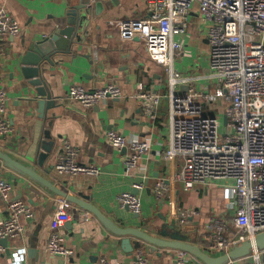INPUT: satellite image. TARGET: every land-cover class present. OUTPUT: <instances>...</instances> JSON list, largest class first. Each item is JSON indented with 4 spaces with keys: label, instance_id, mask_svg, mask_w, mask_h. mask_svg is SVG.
Wrapping results in <instances>:
<instances>
[{
    "label": "crops",
    "instance_id": "crops-1",
    "mask_svg": "<svg viewBox=\"0 0 264 264\" xmlns=\"http://www.w3.org/2000/svg\"><path fill=\"white\" fill-rule=\"evenodd\" d=\"M77 5L85 9L78 37L72 44L69 42L66 50L53 53L51 61L41 65L42 86L47 96L39 97L36 87L29 84V78L22 72L33 67L23 64L22 58L29 44L65 28L68 10ZM0 9L20 28L17 35L0 38V86L6 93V116L11 126L8 134L0 136V152L25 166H34L40 177L67 194L87 199L119 227L138 228L153 237L165 233L167 239L179 234L210 255L218 256L208 249L215 230L209 227L214 221H222L223 233L235 231L232 192L219 182L196 184L192 190L184 191L175 181L178 160L163 159L169 121L167 74L161 63L151 58L138 36L126 40L120 36L121 22L149 16L146 0H0ZM205 26L197 7L192 8L186 35L174 37L183 44L174 63L178 73H208ZM108 84L116 85L122 97L84 107L68 96L72 86L92 91ZM194 85L215 91L208 81ZM185 87L175 91L183 92ZM150 89L161 96L153 121L143 114L136 97ZM41 98L50 101V106L40 108ZM214 103L207 109L211 107L212 111ZM218 106L221 111L222 104ZM109 130L126 140L148 141L149 151L126 170L124 161L129 151L118 150L106 139ZM65 145L75 151L76 162L96 166L98 175L58 174L55 165ZM39 152L47 155L38 161ZM0 178L12 185L10 199L21 200L32 213L31 218L20 219L24 229L19 235L2 242L0 264H101V260L108 264H134L139 251L144 253L148 264L175 262L177 250L152 248L146 243L137 249L133 237H128L132 247L123 244L93 214L6 168L1 160ZM158 180H164L168 186L160 200L154 194ZM138 184L140 188L135 187ZM124 192L139 198V215L118 201ZM183 212L187 214L184 221ZM7 216V202L0 197V221ZM52 235L63 240L73 251L72 257L45 253ZM15 253L19 255L14 257ZM188 261L200 264L191 256ZM240 262L264 264V253H252Z\"/></svg>",
    "mask_w": 264,
    "mask_h": 264
},
{
    "label": "built area",
    "instance_id": "built-area-1",
    "mask_svg": "<svg viewBox=\"0 0 264 264\" xmlns=\"http://www.w3.org/2000/svg\"><path fill=\"white\" fill-rule=\"evenodd\" d=\"M146 3L149 16L144 20L121 22L120 36L124 40L138 36L151 58L160 62L167 74L169 121L163 159L178 160L175 181L184 191L192 190L196 184L219 182L232 192L235 231L223 233L225 222L222 221H214L209 227L215 230L208 249L219 256L264 231V0H146ZM194 7L206 22L209 48L206 75H184L174 67L183 47L174 37L186 35L188 14ZM19 31L10 15L0 9V38L15 36ZM205 81L215 87L214 92L194 85ZM180 86H187V90L176 92ZM68 96L84 107H92L107 99L121 98L122 92L114 84L92 91L72 86ZM136 97L143 114L153 121L160 94L150 89L139 92ZM216 100L224 104L220 114L209 113L208 106ZM6 101V93L0 86V136L11 131ZM223 116L227 117L225 126ZM106 139L118 150L129 151L124 161L126 170L135 166L150 148L146 140H126L112 130L106 133ZM55 169L60 175L96 176L99 173L94 165L76 162L75 151L69 145H65ZM167 187L164 180H158L155 197L162 199ZM11 191V183L0 178V197L7 202L8 212L7 218L0 221V251L3 239L16 237L23 231L20 219L32 217L25 203L10 199ZM118 201L140 214V200L136 195L124 192ZM186 216L183 212L182 221ZM45 253L73 256V251L57 235L50 236ZM18 255L15 253L14 257ZM188 257L186 252L176 251L174 264H197L189 262ZM135 259L134 264H148L142 251ZM101 264L108 263L101 260ZM226 264L242 263L230 260Z\"/></svg>",
    "mask_w": 264,
    "mask_h": 264
},
{
    "label": "water",
    "instance_id": "water-1",
    "mask_svg": "<svg viewBox=\"0 0 264 264\" xmlns=\"http://www.w3.org/2000/svg\"><path fill=\"white\" fill-rule=\"evenodd\" d=\"M68 16L66 19V27L62 29H57L53 35L43 40L35 41L29 44L25 56L22 58V63L25 65H32L33 68L23 69V74L25 77L29 78V84L36 87L35 91L39 97L47 96L43 84L42 78V64L43 62H50L51 56L57 51L66 50L68 44H72L75 38L78 37L77 32L80 30L81 23L85 18V9L83 5H77L67 12ZM63 43V44H61ZM183 89V88H182ZM185 89V90H184ZM183 90L186 91L187 87ZM224 92H226L224 90ZM39 107L50 106V101H46L41 98L38 100ZM50 103V104H49ZM227 124V117L223 116V125ZM43 145V144H42ZM41 146V145H39ZM45 147V146H44ZM47 154L43 152L38 153L37 160H41ZM0 160L3 165L21 176L27 177L29 180L35 182L42 188L46 189L48 192L58 196L65 201L77 205L82 209L87 210L93 214L100 224L105 228L110 234L121 238V241L125 245H132L128 237H133L137 241L134 243L135 248H141V243H146L152 248H163L171 249L177 251L186 252L191 257L195 258L201 264H226L230 260H241L254 252L264 251V231L255 235L252 239L245 240L239 245L233 246L227 253L212 256L206 251H204L199 246L192 244L188 239L175 234L167 239L165 233H162V237H153L150 234L133 227H119L114 221L106 217L101 211L96 208L93 204L87 201V199L77 198L70 194H67L53 182L47 181L40 177L32 165H23L21 162L14 160L9 155L0 152ZM6 238L1 241L6 242ZM132 247V246H131ZM133 249V248H132ZM6 253H9L8 251Z\"/></svg>",
    "mask_w": 264,
    "mask_h": 264
},
{
    "label": "rangeland",
    "instance_id": "rangeland-1",
    "mask_svg": "<svg viewBox=\"0 0 264 264\" xmlns=\"http://www.w3.org/2000/svg\"><path fill=\"white\" fill-rule=\"evenodd\" d=\"M214 90H215V87L213 86V91H214ZM219 103L223 104V101H221V100H216L215 103H214V106H213V110L210 111V110H211V107H210V110H208L209 113L220 114V111L217 109V108L219 107V106H218ZM223 106H224V104L222 105L221 108H223Z\"/></svg>",
    "mask_w": 264,
    "mask_h": 264
}]
</instances>
